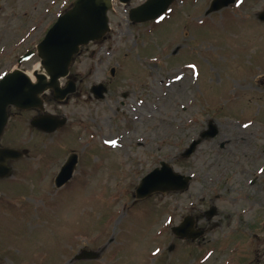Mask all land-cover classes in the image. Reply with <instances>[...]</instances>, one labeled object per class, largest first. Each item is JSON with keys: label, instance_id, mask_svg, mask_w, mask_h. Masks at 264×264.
<instances>
[{"label": "rangeland", "instance_id": "374dc122", "mask_svg": "<svg viewBox=\"0 0 264 264\" xmlns=\"http://www.w3.org/2000/svg\"><path fill=\"white\" fill-rule=\"evenodd\" d=\"M74 1L1 0L0 78L32 72L37 56L18 59ZM211 1L178 0L136 25L128 12L143 0L113 1L106 40L83 47L71 66L76 92L60 104L43 96L45 113L67 124L42 134L30 126L41 113L9 110L1 146L24 155L0 179V264H254L250 225L264 223V0L205 16ZM112 67L111 91L96 100L90 88ZM209 121L218 135L179 156ZM72 154L73 178L57 189ZM161 161L191 176L189 189L136 200ZM211 206L217 228L193 243L174 238L187 215L206 228ZM84 250L99 257L73 261Z\"/></svg>", "mask_w": 264, "mask_h": 264}, {"label": "water", "instance_id": "95a60500", "mask_svg": "<svg viewBox=\"0 0 264 264\" xmlns=\"http://www.w3.org/2000/svg\"><path fill=\"white\" fill-rule=\"evenodd\" d=\"M119 1L122 4H129L131 0ZM174 1L147 0L144 4L131 8L128 19L133 25L155 21L167 12ZM235 2L236 0H212L205 15L218 12ZM111 7V0H75L72 7L59 17L36 49L18 59L17 63L21 64L37 55L41 69L33 72L35 81L19 69L7 73L0 79V140L9 120V108L44 112V102L41 97L43 94L52 91L54 99L62 102L75 91L74 82L69 81L66 87L61 88L60 81L69 75L74 57L79 54L82 46L105 39L110 31L108 11ZM257 18L264 22V11L259 13ZM114 74L115 69H112L111 75L114 76ZM92 92L95 98L103 99L107 90L99 84L92 87ZM66 122V118L43 114L34 118L30 124L42 132L53 133L65 126ZM217 134V125L210 121L208 128L200 134L199 139L189 145L182 157H190L203 140L212 139ZM23 155L22 151L0 145V179L12 175L9 161L18 160ZM76 164L77 155H70L56 176V188L63 187L71 180ZM191 179V176L179 174L169 164L161 162L160 167L155 168L140 181L135 191V198L142 200L154 193L187 191ZM206 214L209 219H212L216 216V208L211 207ZM196 223L193 216H187L179 226L172 228V232L177 238L195 241L206 232L205 229H196ZM98 257V252L84 250L73 261L94 260Z\"/></svg>", "mask_w": 264, "mask_h": 264}, {"label": "flooded vegetation", "instance_id": "af4514ba", "mask_svg": "<svg viewBox=\"0 0 264 264\" xmlns=\"http://www.w3.org/2000/svg\"><path fill=\"white\" fill-rule=\"evenodd\" d=\"M59 17V16H58ZM58 17L56 18V20L58 19ZM55 23V22H54ZM53 23V24H54ZM52 24V25H53ZM178 51V50H177ZM177 54V52L176 53H172V56H174V55H176ZM70 80H72V81H74L75 82V88H76V90H77V84H78V82L80 81V80H77L78 78H77V76L76 77H74V76H71L70 75V78H69ZM113 80H114V78H110V80L108 79V80H106L105 82H102L106 87H107V92L109 93L110 91H111V88H112V82H113ZM68 82H67V80H65V82H63V86H65V84H67ZM107 93V94H108ZM125 95V94H124ZM50 97H52V99H53V94H50ZM122 97H127V95H125V96H122ZM201 134V133H200ZM192 142V141H191ZM190 142V143H191ZM182 155V153L179 155V156H181ZM255 181L256 180H254V181H252L251 182V186H254V184H255ZM206 212L207 211H205V212H203L202 213V220L204 219V220H206V222L208 223L207 224V227L205 228V230L207 231L206 233H205V235L204 236H206V234H208L209 232H211V231H213L214 229V226H216L213 222H212V219H214V218H212V219H209L208 218V216H207V214H206ZM195 216V215H194ZM218 216V212H217V210H216V216L215 217H217ZM195 219H196V221H197V226H196V228H199L198 227V224L200 223V219L198 218V216H195ZM253 223L250 225V232H251V234H250V237H252V239H253V243H254V249H253V262H254V264H264V223H261V222H258L257 221V219L255 218V220H253L252 221ZM220 225H218V227H219ZM216 228H217V226H216ZM237 236L238 237H244L245 235L244 234H237ZM182 241V240H181ZM190 243H191V241H189ZM193 243V242H192Z\"/></svg>", "mask_w": 264, "mask_h": 264}, {"label": "bare ground", "instance_id": "6f19581e", "mask_svg": "<svg viewBox=\"0 0 264 264\" xmlns=\"http://www.w3.org/2000/svg\"><path fill=\"white\" fill-rule=\"evenodd\" d=\"M34 71H36V72L40 71L38 64L34 66ZM27 74L33 81L35 80V77L33 76L32 72H27Z\"/></svg>", "mask_w": 264, "mask_h": 264}, {"label": "snow or ice", "instance_id": "6c2138e0", "mask_svg": "<svg viewBox=\"0 0 264 264\" xmlns=\"http://www.w3.org/2000/svg\"><path fill=\"white\" fill-rule=\"evenodd\" d=\"M245 127H247V125H245Z\"/></svg>", "mask_w": 264, "mask_h": 264}]
</instances>
